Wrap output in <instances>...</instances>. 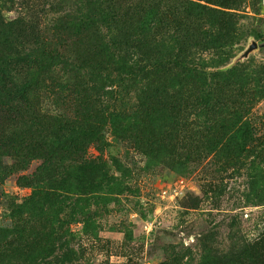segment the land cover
<instances>
[{
    "label": "trees",
    "instance_id": "obj_1",
    "mask_svg": "<svg viewBox=\"0 0 264 264\" xmlns=\"http://www.w3.org/2000/svg\"><path fill=\"white\" fill-rule=\"evenodd\" d=\"M86 3L90 12L86 21L62 16L54 24L60 51H51L22 19L0 17V174H16L17 185L32 190L16 209L82 190L94 192L107 177L102 173L105 164L100 147L107 146L106 125L115 139L144 156L146 169L177 148L188 149L185 161H177L180 170L210 155L223 166L237 164L244 145L253 140L251 126L243 120L250 110L251 92L246 83L214 81L218 75L207 76L206 66L203 62L196 65L189 52L197 49L200 60L203 53L225 45L233 17L228 11L237 10L238 1ZM25 37L36 39L40 46L34 70L26 79L17 73L26 58L12 59L2 52ZM61 51L74 59L65 61ZM57 66L67 69L68 80L50 89L45 99L53 103L50 111L37 92L43 77ZM84 72L90 73L87 81L79 78ZM210 77L214 85L206 83ZM126 81L144 86L133 111L121 114L108 106L103 109L109 95L106 83L112 91L114 82ZM189 118L201 120L202 126H195ZM198 143L199 153L192 150ZM90 147L99 154L93 159L88 157ZM33 162L38 166L29 172ZM250 186L254 190L253 182ZM257 198L262 203V196ZM58 231L44 217L27 229L25 223L15 240L0 247V264L70 262L69 254H56ZM257 245L239 243L233 252L214 256L208 264H264V246L256 254Z\"/></svg>",
    "mask_w": 264,
    "mask_h": 264
},
{
    "label": "rangeland",
    "instance_id": "obj_2",
    "mask_svg": "<svg viewBox=\"0 0 264 264\" xmlns=\"http://www.w3.org/2000/svg\"><path fill=\"white\" fill-rule=\"evenodd\" d=\"M237 1V10L228 11L233 17L225 45L203 53L200 60L197 49L192 48L189 54L196 59V65L203 62L207 76L218 75L215 79L206 78L208 85H214L213 80L221 84L235 80L246 83L251 92L250 110L243 120L251 126L253 140L244 145L239 162L223 166L222 161L210 155L180 170L177 161H185L188 149L177 148L146 169L144 156L115 139L106 125L103 136L107 146L100 147L105 164L102 173L107 177L94 192L82 190L16 209L32 190L18 186L16 174H0V247L15 240L22 225L26 223L27 229L44 217L59 230L58 257L69 254L70 262L62 260L60 264H208L214 256L233 252L239 243L258 244L254 248L256 254L263 250L264 49L252 52L231 68L230 65L252 40L264 42V0ZM89 14L86 0H0V17L22 19L51 51L61 49L53 31L56 21L62 16L86 21ZM37 43L36 39L25 37L15 41L13 49L2 51L12 59L26 58L25 66L17 72L24 79L34 70L35 54L40 49ZM60 53L64 60L74 59L68 58L67 52ZM230 71L233 74L227 77ZM67 73L65 67L57 66L39 84V100L50 111L53 103L45 99L52 87L63 84L60 80H68ZM79 78L87 81L90 73L84 72ZM135 83L114 82L112 91L106 83L109 95L103 109L108 106L121 114L133 111L144 90L143 83ZM189 122L195 126L203 123L194 118H189ZM200 147L198 143L192 150L199 153ZM98 155L89 148L88 157ZM36 166L38 162H33L29 172ZM258 195L262 196V203Z\"/></svg>",
    "mask_w": 264,
    "mask_h": 264
},
{
    "label": "water",
    "instance_id": "obj_3",
    "mask_svg": "<svg viewBox=\"0 0 264 264\" xmlns=\"http://www.w3.org/2000/svg\"><path fill=\"white\" fill-rule=\"evenodd\" d=\"M258 49H264V42L257 43L252 40L248 47L233 61V63L230 65V68L235 66L240 61L247 59L252 52Z\"/></svg>",
    "mask_w": 264,
    "mask_h": 264
}]
</instances>
